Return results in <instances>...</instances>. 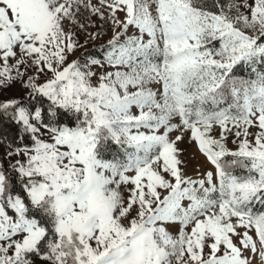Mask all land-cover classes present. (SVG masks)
I'll return each mask as SVG.
<instances>
[{
	"label": "snow or ice",
	"instance_id": "snow-or-ice-1",
	"mask_svg": "<svg viewBox=\"0 0 264 264\" xmlns=\"http://www.w3.org/2000/svg\"><path fill=\"white\" fill-rule=\"evenodd\" d=\"M82 9L113 36L69 62ZM17 81L50 103H0L31 140L5 153L23 196L0 164V264H264V0H0V87ZM186 136L214 170L186 175Z\"/></svg>",
	"mask_w": 264,
	"mask_h": 264
},
{
	"label": "rangeland",
	"instance_id": "rangeland-1",
	"mask_svg": "<svg viewBox=\"0 0 264 264\" xmlns=\"http://www.w3.org/2000/svg\"><path fill=\"white\" fill-rule=\"evenodd\" d=\"M94 4H98V0H92ZM212 0H206L207 4H211ZM222 3L227 2V0H221ZM242 0H237V3H241ZM251 2V0H249ZM215 11V9H212ZM243 10V9H242ZM87 13L83 11L82 9V14L80 16V23L84 24L87 31L77 27L74 25L72 22H67L66 23V30L67 31H72L75 32L76 38L78 39L79 43L83 45V47L78 48L74 53L69 54L68 60L71 62L72 60H81L83 62L84 58L86 57H96L102 59V49L104 46L107 45V42L112 38L113 36V28L110 24V22H107L106 20H101L98 16H92L90 20L86 19ZM105 15L107 16V12L105 11ZM118 16L123 19L124 15L123 13H118ZM88 33H99V37L95 40L91 39ZM134 34H138V30L135 29L134 27H130L129 31L127 33L128 36H132ZM147 38V37H145ZM126 39V37L122 36L121 41ZM218 46V42H217ZM13 61H10L12 63ZM93 70L96 71L98 74L103 72V71H109L113 70L111 67L106 66L105 68L101 69L99 67L93 66ZM236 71L237 75H240L241 73L244 72L243 69L238 68ZM241 72V73H240ZM14 75V73H13ZM28 75L33 76L38 83H44L48 79V77L51 75V73H48V75L44 74H37L33 71H29ZM93 82L95 83V78L93 79ZM30 89L26 88L23 83L17 81L13 83L10 87H0V103H4L7 101L15 100L19 96H27L29 95ZM49 101H47L46 98H44L43 101V106L44 110L46 111L48 106H49ZM27 107L26 105H22ZM28 108V107H27ZM39 108V107H38ZM31 110V109H30ZM135 112L136 110L133 109ZM73 121V118L71 117V114H68ZM62 117L60 116V122L66 124L65 122L62 121ZM47 121V118H45V122ZM43 131V129H42ZM250 131L255 132L257 131L256 128L250 129ZM173 136L175 133L172 134ZM44 139H48L47 135L43 137ZM8 143L5 140H3L0 137V164L3 165V169L7 173L11 179L15 181L17 184L16 190L13 192L15 193H20L22 196L24 193L21 191L20 188V181L17 178V174L12 170L11 165L15 163L16 159H23V157H7L5 153L8 150ZM12 144V143H11ZM13 145V144H12ZM15 146V145H13ZM23 146V145H22ZM181 149L184 150L182 159L186 162V167H185V173L188 176H191L193 178H197L198 176L202 175L205 171L207 170H214L213 166L206 160V158L199 153L197 146L194 143H189L187 140V136L185 137V141L179 145ZM228 147L235 149L236 145L232 143V137L229 136L228 139ZM117 156H121V153H114ZM112 158V156H111ZM110 158V159H111ZM131 174V173H130ZM37 218L42 220V223L46 227H51L49 222L47 221L46 218H42L40 214H37ZM178 227L172 228L171 231L173 234H176L178 231ZM242 231V230H241ZM254 235V233H253ZM255 238V236H254ZM238 242V241H237ZM259 247V245H258ZM246 256L252 257V254L250 252H245ZM34 264H46V262L40 260L39 258H34ZM253 264H260L258 256L253 258Z\"/></svg>",
	"mask_w": 264,
	"mask_h": 264
},
{
	"label": "trees",
	"instance_id": "trees-1",
	"mask_svg": "<svg viewBox=\"0 0 264 264\" xmlns=\"http://www.w3.org/2000/svg\"><path fill=\"white\" fill-rule=\"evenodd\" d=\"M241 73V72H240ZM240 75H244V72ZM15 100L19 101L21 105H26L29 109L34 110L36 108H43V97H31L30 95L27 96H19ZM11 112V110H9ZM61 117L63 118L62 121L65 122L68 125H73V122L68 114H61ZM47 122V121H46ZM0 137L5 140L11 142L15 146H22V145H30L31 140L25 135V133L22 131L21 127L14 123L11 119V115H5L3 113H0ZM19 137H24L23 140H21ZM120 153L119 149L116 145L110 144L109 149L107 153L105 154L106 159H110L111 156L114 153ZM12 184V191L16 190L17 184L11 177H9Z\"/></svg>",
	"mask_w": 264,
	"mask_h": 264
}]
</instances>
